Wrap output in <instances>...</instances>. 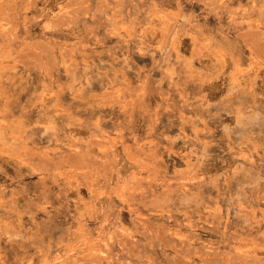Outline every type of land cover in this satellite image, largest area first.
<instances>
[{"label": "rangeland", "instance_id": "obj_1", "mask_svg": "<svg viewBox=\"0 0 264 264\" xmlns=\"http://www.w3.org/2000/svg\"><path fill=\"white\" fill-rule=\"evenodd\" d=\"M0 264H264V0H0Z\"/></svg>", "mask_w": 264, "mask_h": 264}, {"label": "bare ground", "instance_id": "obj_2", "mask_svg": "<svg viewBox=\"0 0 264 264\" xmlns=\"http://www.w3.org/2000/svg\"><path fill=\"white\" fill-rule=\"evenodd\" d=\"M13 9H15V7H12Z\"/></svg>", "mask_w": 264, "mask_h": 264}]
</instances>
